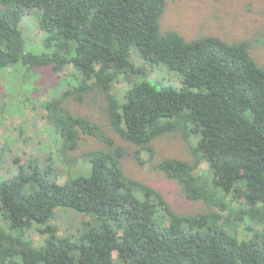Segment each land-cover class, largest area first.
<instances>
[{
    "label": "trees",
    "instance_id": "trees-1",
    "mask_svg": "<svg viewBox=\"0 0 264 264\" xmlns=\"http://www.w3.org/2000/svg\"><path fill=\"white\" fill-rule=\"evenodd\" d=\"M167 0H0V70L18 63L30 73L72 67L75 83L44 100L52 159L68 162L64 183L38 157L0 176V264H264V64L252 56L263 38L188 39L162 30ZM37 12L44 43L25 50L19 25ZM140 58L183 77L179 89L134 81ZM51 67V70L47 67ZM129 85L119 97L115 85ZM105 99L107 124L74 112L70 100ZM180 132L193 162L160 158L155 167L205 211L177 212L157 187L126 174L116 136L153 155V141ZM92 136L103 148L81 151ZM83 162V169L79 165ZM206 162L208 167L200 169ZM57 209L88 215L65 235L51 223ZM49 232L37 244L32 232Z\"/></svg>",
    "mask_w": 264,
    "mask_h": 264
},
{
    "label": "rangeland",
    "instance_id": "rangeland-1",
    "mask_svg": "<svg viewBox=\"0 0 264 264\" xmlns=\"http://www.w3.org/2000/svg\"><path fill=\"white\" fill-rule=\"evenodd\" d=\"M37 12L29 11L19 25L25 38V50L40 54L51 52L54 47L44 43V32L37 26ZM162 30L175 29L188 39L202 35H218L226 41L254 39L260 36L264 41V0H167V6L160 19ZM132 61L139 68V75L134 81H159L164 85L179 89L183 77L178 71L167 68L163 63L149 64L133 48ZM252 56L259 64H264V43L255 44L251 49ZM45 67L35 68V73L18 63L15 68L0 70V176L9 177L20 164H26L31 157H38L42 167L48 168L60 183L67 179L71 166L68 162H59L50 157L53 148L50 146L54 133L47 130L43 102L68 86L75 83L70 76L72 67H67L59 74L45 75ZM49 71L51 67H47ZM129 85L124 79L117 81L115 90L123 97L124 89ZM105 99L100 94L91 92L85 101L70 100L68 106L76 113L98 122L106 123L103 110ZM195 137L186 138L180 132H171L157 137L153 143V155L142 152L144 163H140L135 152L137 146L125 142L116 136V142L126 149L123 167L131 177L140 179L160 189L169 204L179 213L189 214L207 209L203 201H192L182 192L178 183L169 179L156 163L162 157L173 156L193 162L190 142ZM105 145L97 138L84 136L76 154ZM81 166V167H80ZM83 169V162L79 165ZM203 162L200 169H206ZM51 223L57 227L59 235L83 228L89 220L88 215H78L73 210L57 209ZM49 232L33 231L37 244L42 243Z\"/></svg>",
    "mask_w": 264,
    "mask_h": 264
}]
</instances>
